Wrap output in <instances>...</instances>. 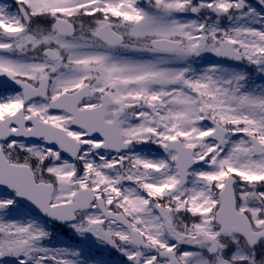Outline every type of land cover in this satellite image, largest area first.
Instances as JSON below:
<instances>
[{"label": "snow or ice", "instance_id": "1", "mask_svg": "<svg viewBox=\"0 0 264 264\" xmlns=\"http://www.w3.org/2000/svg\"><path fill=\"white\" fill-rule=\"evenodd\" d=\"M0 264H264V0H0Z\"/></svg>", "mask_w": 264, "mask_h": 264}, {"label": "rangeland", "instance_id": "2", "mask_svg": "<svg viewBox=\"0 0 264 264\" xmlns=\"http://www.w3.org/2000/svg\"><path fill=\"white\" fill-rule=\"evenodd\" d=\"M61 239H63V238L61 237Z\"/></svg>", "mask_w": 264, "mask_h": 264}]
</instances>
